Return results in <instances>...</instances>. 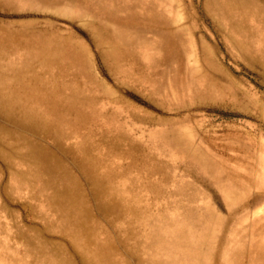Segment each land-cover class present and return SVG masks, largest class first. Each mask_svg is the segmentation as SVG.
Returning a JSON list of instances; mask_svg holds the SVG:
<instances>
[{"label": "rangeland", "instance_id": "rangeland-1", "mask_svg": "<svg viewBox=\"0 0 264 264\" xmlns=\"http://www.w3.org/2000/svg\"><path fill=\"white\" fill-rule=\"evenodd\" d=\"M0 264H264V0H0Z\"/></svg>", "mask_w": 264, "mask_h": 264}]
</instances>
